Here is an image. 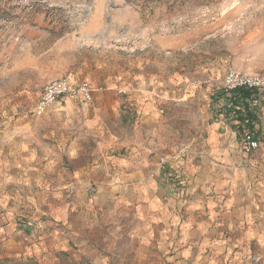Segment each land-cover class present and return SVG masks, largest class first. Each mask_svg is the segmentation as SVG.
<instances>
[{
  "label": "rangeland",
  "instance_id": "374dc122",
  "mask_svg": "<svg viewBox=\"0 0 264 264\" xmlns=\"http://www.w3.org/2000/svg\"><path fill=\"white\" fill-rule=\"evenodd\" d=\"M230 70L264 75V0H0V203L32 186L54 240L45 264H264V202L251 209L258 236L249 238L235 218L234 227L203 241L180 243L177 235L164 244L157 228L151 242H143L145 227L137 237L140 217L116 189L131 160L157 153L170 164L181 154L184 184L157 178L178 197L180 220H190L192 199L214 202L196 221L206 217L216 227L231 220L216 202L229 194H211L207 183L223 176L202 162L212 127L229 137L233 126L220 95ZM60 77L90 83L91 101L66 96L35 116L43 87ZM258 129L256 152L264 154V113ZM142 167L153 179L151 164ZM79 187L88 196L79 217L88 223L63 244L54 232L61 228L58 197L72 219L81 209L71 204ZM106 191L113 213L97 207L92 215L89 198ZM24 197L18 209L35 210ZM95 216L119 227L97 229ZM145 217L156 224V214ZM42 263L0 246V264Z\"/></svg>",
  "mask_w": 264,
  "mask_h": 264
},
{
  "label": "crops",
  "instance_id": "0c3cea01",
  "mask_svg": "<svg viewBox=\"0 0 264 264\" xmlns=\"http://www.w3.org/2000/svg\"><path fill=\"white\" fill-rule=\"evenodd\" d=\"M222 88L220 94L223 97L222 110L223 113L231 115L233 126L229 127V132L225 128L226 132L229 133V137H225V133L223 135L218 133L217 127H212L211 150H209V155L205 154L203 156L202 162L216 164V172L223 176L220 179L216 176L217 181L213 180L207 183H209L211 194L214 192H227L229 194L227 199L222 196L216 202L218 206H222V209L226 211L224 215L231 220H225L223 221L225 222L224 225L222 223L216 225V227H213L215 221H210L206 217H202L199 222L196 221L194 214H207L206 211L213 209L214 202L204 205L201 200L192 199L187 204L190 220L182 222L178 217L175 204L178 197L171 198L172 191L157 184V178L161 174L164 177L167 176V178L173 177L180 185L184 184L182 180L184 166L182 155L178 154L170 164H167L168 159L164 155L155 153L150 159L147 158V155H142L140 158L131 160L127 174L119 175L123 185H119L116 189L120 194V202L129 205L132 212L134 211L140 217L135 225L138 229L134 231L139 237L140 227H145L146 236H142L143 242L145 240L153 241L155 228H157V238L164 244L171 240L174 241L177 235L180 238V243H187L190 238H200L203 241L220 228L230 229L234 227L233 219L235 218L247 229L246 235L249 238L259 235L250 216L251 209L258 206L260 202H264V154L256 152L261 150L263 144L262 132H259L258 129L260 113H264L263 96L261 92L256 90H246L247 95L242 96L240 94L241 89L229 91L224 88L223 83ZM65 98L68 97L64 96L58 101ZM246 133L252 135L258 141V147L251 152L244 150ZM161 159H164V161ZM147 163L151 164L150 175L153 174V179L148 178L147 174L143 173L145 170L142 165ZM212 174L214 175L213 172ZM106 181H108V178H106ZM83 185H86V183H83ZM208 185L205 184L207 188ZM196 186L191 184L186 189L187 193L189 191L193 192ZM20 191V197L10 191V195L3 199L4 203H0V246L7 252L9 250L16 251L24 259L27 256L38 258L39 262L45 264L47 251L54 244L52 235L47 229L50 219L44 215V211L39 209L32 186H24ZM22 195L25 196L23 202L31 208L35 207V210L18 209L21 203L19 198ZM86 197H88L86 190L79 187L71 204L73 207H80L81 209L79 211L75 210V216L72 219L68 217V214H71V212L68 213L70 204L66 203L65 199L58 197V204L61 203V205L57 210V216L58 222H61L62 225L58 223L61 228L54 232L58 233L59 236H63V244L68 243L69 238L80 233V222L83 221L81 227L86 226L88 223V220L79 217L80 212H83L81 205L87 202ZM89 202L92 215L95 214L94 209L97 207H104L107 213H113V193L108 196L107 191L105 195L100 192L98 196L89 198ZM245 202L249 206L246 207ZM150 214L157 215L156 224L145 223V216ZM93 220L92 224L97 229L106 228L107 231L112 232L115 227H119V224H115L110 220L98 221L96 216Z\"/></svg>",
  "mask_w": 264,
  "mask_h": 264
},
{
  "label": "built area",
  "instance_id": "2783aa9c",
  "mask_svg": "<svg viewBox=\"0 0 264 264\" xmlns=\"http://www.w3.org/2000/svg\"><path fill=\"white\" fill-rule=\"evenodd\" d=\"M223 86L229 91L244 89L261 92L264 108V75L230 70L223 77ZM93 92L94 88L86 81L72 83L66 77L56 78L43 87L33 108V114L38 117L42 116L51 105L64 96L91 101ZM257 147L258 141L252 135L246 133L244 137V150L251 152ZM161 160L164 161V159Z\"/></svg>",
  "mask_w": 264,
  "mask_h": 264
},
{
  "label": "trees",
  "instance_id": "16d2710c",
  "mask_svg": "<svg viewBox=\"0 0 264 264\" xmlns=\"http://www.w3.org/2000/svg\"><path fill=\"white\" fill-rule=\"evenodd\" d=\"M242 90H243V89H241V92L239 91L240 94H241L242 96H246V95H247V91H246V90H243V91H242Z\"/></svg>",
  "mask_w": 264,
  "mask_h": 264
}]
</instances>
